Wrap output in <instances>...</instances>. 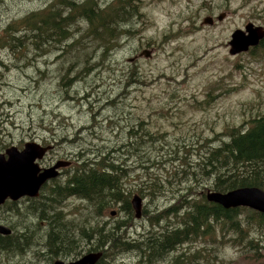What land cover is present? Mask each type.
Masks as SVG:
<instances>
[{
  "label": "rangeland",
  "instance_id": "obj_1",
  "mask_svg": "<svg viewBox=\"0 0 264 264\" xmlns=\"http://www.w3.org/2000/svg\"><path fill=\"white\" fill-rule=\"evenodd\" d=\"M48 1L0 0V44H7L9 23L40 10ZM139 12L128 25L131 34L121 36L114 45L112 57L106 59L97 53L91 55L86 70L81 72L82 67L79 68L83 77L85 72L91 74L76 85L72 95L66 96L67 91L57 94V81L51 77L57 72L54 64L66 61L68 54L59 58L42 54L35 58L29 51L10 53L0 47V144L22 148L27 141H56L59 148L48 152L45 162L54 161L57 155L70 160L72 155L74 167L79 161L76 155L81 153L92 158L109 150V157L116 159V164H120L118 156L122 158L124 190L130 191V200L133 195L141 197V213L146 209L140 218L133 215L130 219L131 227L126 230L130 238L144 233L152 237L148 232L149 217L185 192L180 185L184 178L169 174L176 169L173 163L177 158L187 155L194 159L205 139L214 144L229 127L247 124L264 112V51L235 55L228 52V41L235 29H243L249 22L264 28V0H141ZM220 13L225 15L222 20L212 25L200 24L205 16ZM76 28L78 33L84 27L77 24ZM144 49L152 54L135 61L133 68L139 78L135 73L132 79L125 78L128 58ZM78 51L69 58L81 61L85 56ZM96 60L105 61L103 65H93ZM68 81L65 90L77 82L69 85L73 80ZM136 129L148 132L144 137L133 138L132 131ZM153 179L155 184L151 183ZM120 206L121 203L97 217L93 207L77 197H70L61 205L74 220L79 235L86 219L94 223L97 217L107 225L123 220L125 224L129 219ZM28 222H32L30 226L42 244L14 255L8 263L0 260V264H53L56 259H74L89 252L85 250L95 241L81 238L75 245L61 248V255L50 257L53 250L45 251L46 221L31 216ZM216 229L215 241L206 237L185 245L193 251L210 253L216 264H264L262 227L254 225V233L251 232L257 252H244L233 245L227 236L235 233L232 228L225 226L220 231L216 224ZM118 257L109 254L105 264L139 261L136 252ZM149 264H166V259L150 260Z\"/></svg>",
  "mask_w": 264,
  "mask_h": 264
},
{
  "label": "trees",
  "instance_id": "obj_2",
  "mask_svg": "<svg viewBox=\"0 0 264 264\" xmlns=\"http://www.w3.org/2000/svg\"><path fill=\"white\" fill-rule=\"evenodd\" d=\"M140 6L141 0H49L40 10L31 11L15 23H9L6 28L7 44H0V47H5L10 53L29 51L35 58L42 54L56 55L58 58L68 54L66 61L54 64L57 72L51 77L57 81V94L63 95L67 91L66 96L72 95L76 92V85L91 74L85 72L86 77H83L84 73L79 74V68L82 67L81 72L87 69L91 55L99 53L106 59L113 56L112 50L117 40L131 34L128 33V25L139 15ZM77 24L84 27L78 33ZM79 49L80 55L85 56L81 57V61L69 58ZM247 51H264V36L255 47ZM105 60H96L93 65H103ZM134 64L135 61L129 62L123 72L129 80L133 73L137 78L140 75L133 68ZM66 80L77 82L74 84L72 81L69 85L74 84L73 88L65 90ZM93 113L92 111L90 116ZM247 122L229 127L221 138L214 140V144L211 139H205L201 143L204 147H199L194 159L187 155L177 158L173 163L176 169L169 174L183 177L180 185L186 190L172 204L149 217L151 228L148 232L152 237L146 233L138 238L126 235V230L131 227L129 224L134 211L129 199L130 191L124 190L122 185V179L126 176L125 173H120V168L124 165L123 159L118 156L120 164H116L114 161L117 160L109 157V150L92 158L83 157L82 153L76 155L79 161L73 170L63 180L54 179L48 188L43 187L38 198H27L29 202L23 199L6 201L3 205L9 206L6 211L13 210L15 221H28L31 216L36 217L37 221H46L47 247L53 250L50 251L53 254L50 257L61 255V248L75 245L81 238H94V243L85 251H101L98 264H105L109 254L119 259L118 255L128 252L138 254L137 264L164 259L166 264H216L210 253L193 251L185 245L188 242L206 240V237L215 241L216 224L220 226V231L225 226L235 231L234 234H227L233 245L244 252H257L258 247L253 244L251 232L254 233V225L264 230V213L244 206L224 208L208 201L206 192L204 194L203 191L227 192L247 186L264 189V112ZM42 123L43 119L38 125L41 126ZM147 132L146 129L140 132L136 129L132 131V137H144ZM6 146L0 144V150ZM133 150L126 149V152ZM151 183L155 184L154 179ZM141 192L139 191L140 194ZM70 197H77L90 204L97 217L121 203L120 208L129 220L125 224L123 220H119L107 225L97 217L94 218V223L86 219L79 235L74 220L61 207ZM20 203L24 206L19 207ZM27 206L29 207L26 209ZM22 208L26 209L25 212ZM0 214H4L2 210ZM143 214H146V209L142 216ZM5 220L10 221L9 218ZM69 228L73 231H69ZM34 229L31 227L29 230ZM32 237L33 233L21 234L15 241L9 242V238H0V258L18 256L28 251L33 246ZM169 255L171 258H167Z\"/></svg>",
  "mask_w": 264,
  "mask_h": 264
},
{
  "label": "water",
  "instance_id": "obj_3",
  "mask_svg": "<svg viewBox=\"0 0 264 264\" xmlns=\"http://www.w3.org/2000/svg\"><path fill=\"white\" fill-rule=\"evenodd\" d=\"M223 17L224 14L221 13L217 16V19L222 20ZM200 24H212V17L205 16ZM263 36L264 28L249 22L245 24L244 29H235L231 33L228 41V52L234 55L246 51L249 46H256ZM151 52V50L145 49L138 55L129 58V61H133L142 55L149 57ZM44 150L45 148L34 142H26L21 151L16 147H10L6 149V155L0 153V203L4 202L6 198L15 200L22 195H36L41 183L47 177L56 175L57 171L55 169L59 166V163L39 172L40 167L36 160L42 157ZM206 198L208 201L220 204L224 208L247 206L264 213V192L257 188L238 187L227 192L208 190ZM131 204L135 216L138 217L141 214V198L134 195ZM8 231L5 226L0 225V232L7 233ZM101 254V251H91L73 261L64 262L57 259L53 264H97Z\"/></svg>",
  "mask_w": 264,
  "mask_h": 264
},
{
  "label": "flooded vegetation",
  "instance_id": "obj_4",
  "mask_svg": "<svg viewBox=\"0 0 264 264\" xmlns=\"http://www.w3.org/2000/svg\"><path fill=\"white\" fill-rule=\"evenodd\" d=\"M212 16L214 17L215 15L212 14ZM214 23H215V22H213V24H214ZM134 60L136 61V59H134ZM134 60H133V61H134ZM129 62H132V61H129ZM50 143H51V144H50ZM40 144L43 145V146L52 145L51 148H50V150L47 151V153L50 152V151L53 152V150H54L55 148H56V149L59 148V147L57 146L56 141H49V142H46V143L41 142ZM47 153H46V154H47ZM46 154L44 155V157H43L42 159L39 160V165H40L42 168H48V167H51V166H53V165L56 163L57 160L62 159V158H59V156L57 155V157H56L57 159H55L54 161L51 160V161L45 162V159H44V158H45ZM68 158L70 159V164H69V166L60 168V170H59L60 175H59L57 178H55V179L63 180V179L67 176V173H68L69 171H71V170L74 168V166H73V162H72V159H73L72 155H69ZM43 160H44V161H43ZM36 162H37V160H36ZM44 162H45V163H44ZM41 164H42V165H41ZM53 182H54V179H50L49 181H47V182L44 183L43 187L48 188ZM43 187H42V188H43ZM42 188H41V189H42ZM27 198H28V197H24V198H21L20 200L23 199L24 201H27V202H29L28 200H32V198H30V199H28V200H27ZM18 201H19V200H18ZM5 207H7V206H6V205H1V206H0V210H2L3 213H4V214H0V225L5 226L8 230L10 229L11 232H10V234H1V233H0V238H2L3 240H5L6 238H9V239L7 240V242H9V241H15L16 238H17V237H20L21 234H26V233H32V232H33V237H32V239H31V242L33 243V244H32L33 246H32V247H29V249L31 250V249H33L34 247H37V246H39L40 244H42V243H39V242H38V237L36 236L37 233L34 232V230H29V229H31V227L34 228L33 226H30L32 222H28V221H25V220H24V221H22V220H16V221H15V219H14V218H15V214H14L13 210H11V211H6V209H5V210L3 209V208H5ZM7 208H9V207H7ZM5 218H9L10 221H9V222L6 221ZM16 227H18L17 230H16ZM41 229H42V228H41ZM7 233H9V232H7ZM39 234H40V233H39ZM7 235H9L10 237H6ZM39 237H41V236H39ZM41 242H42V241H41ZM45 245L47 246V242H45ZM47 250H49L48 247L45 248V251H47ZM11 258H15V257H13V256H9V257H1L0 260H2L3 263H8L9 259H11ZM77 258H79V257H77ZM77 258H74V259H67V260L62 259V261H64V262H69V261H73V260H75V259H77ZM53 262H54V261H53Z\"/></svg>",
  "mask_w": 264,
  "mask_h": 264
},
{
  "label": "bare ground",
  "instance_id": "obj_5",
  "mask_svg": "<svg viewBox=\"0 0 264 264\" xmlns=\"http://www.w3.org/2000/svg\"><path fill=\"white\" fill-rule=\"evenodd\" d=\"M24 51H25V50H24ZM47 64H48V63H47ZM51 65H52V64H51ZM67 71H68V70H67ZM62 81H63V80H62ZM73 82H74V80H73ZM27 142H34V143L40 145L42 148H45L42 157L37 159L38 164H39V160L42 159V158L44 157V155L47 153V151L50 150V148H51V146H52V145L43 146V145H41L40 143H38V142H36V141H27ZM25 143H26V142H25ZM25 143H24V144H25ZM10 147H16L19 151H21V150L23 149L24 145H23L22 148H18V147L15 146V145H10V146H8L7 148H5L4 151H0V153H3V154L6 155L5 151H6V149H8V148H10ZM57 163H59V166H57L56 169H55V170L57 171V172H56V175H54V176H52V177H47V179L41 183L40 187L38 188V191H37V194H36V195H22L21 197H19L18 199H15V200H14V199H10V198H6L4 202L0 203V206L3 205V204H5L6 201L16 202V201H18V200H20L21 198H24V197H28V198H38V196L40 195L41 188L43 187L44 183L47 182V181H49L50 179H55V178H57V177L60 175V172H59L60 168L69 166V164H70V160L59 159V160L56 161V163H55L54 165H56ZM54 165H53V166H54ZM39 167H40L39 172H42L44 169H47V168H42L40 165H39ZM51 167H52V166H51ZM48 168H50V167H48ZM50 173H51V172H50ZM53 174H54V173H53ZM43 178H44V177H43ZM247 187H248V188H257V189H259V190H261V191L264 192V189L259 188V187H256V186H247ZM232 190H233V189H232ZM207 191H208V190H207ZM133 196H134V195H133ZM133 196H132V197H133ZM131 199H132V198H131ZM130 201H131V200H130ZM131 205H132V204H131ZM142 213H143V212H142ZM142 213H141L138 217H136V216H135V217H136V218H140V217L142 216ZM113 214H114V212H112L111 215H113ZM8 232H9V233H2V232H0V233H1V234H10L11 230L9 229ZM89 252H91V251H89ZM89 252L83 254L82 256L88 254ZM82 256H80V257H82ZM53 263H54V262H53Z\"/></svg>",
  "mask_w": 264,
  "mask_h": 264
}]
</instances>
